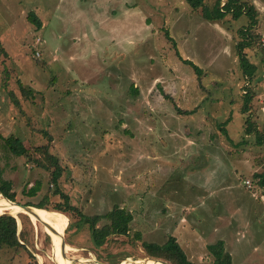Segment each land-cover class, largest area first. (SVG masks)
Listing matches in <instances>:
<instances>
[{
	"label": "rangeland",
	"instance_id": "1",
	"mask_svg": "<svg viewBox=\"0 0 264 264\" xmlns=\"http://www.w3.org/2000/svg\"><path fill=\"white\" fill-rule=\"evenodd\" d=\"M217 1L194 9L186 0H0V133L35 148L17 157L0 141L13 202L45 201L57 213L62 199L49 183L57 161L58 184L82 213L119 206L133 215L128 235L97 247L89 225L66 213L59 248L73 264L169 263L144 243L171 236L197 264H214L208 246L220 240L233 264H264V188L255 176L264 144L247 133L253 125L264 136V0L237 2L256 10L253 45L242 51L257 66L253 77L238 47L252 19L208 20ZM180 57L202 69L200 78ZM37 180L42 190L29 197ZM14 216L21 246L0 247V264H59L45 224Z\"/></svg>",
	"mask_w": 264,
	"mask_h": 264
},
{
	"label": "trees",
	"instance_id": "2",
	"mask_svg": "<svg viewBox=\"0 0 264 264\" xmlns=\"http://www.w3.org/2000/svg\"><path fill=\"white\" fill-rule=\"evenodd\" d=\"M222 1V0H221ZM221 1L218 0L216 5L214 6V10H210L208 7L206 8V18L208 20H219L223 19L227 16L228 13H233L234 18L239 19L244 15H249L252 19V24L240 30L241 36L243 40L238 43V47L240 49V59L243 67V71L246 76L253 77L255 71L257 70V66L251 64L248 61L243 50L252 47V43L254 42V36L251 33L252 28L255 26L256 18H255V9L252 6L243 7L240 3H237L238 0H227L223 7L220 6ZM186 2L194 9H199L200 7L205 6V0H186ZM247 11H246V10ZM29 20L32 22L36 28L40 29L42 26L41 20L34 14L29 15ZM166 37L173 43L175 46L176 52L178 56H180L176 40L169 34L168 31L165 32ZM181 60L192 67L197 74V77L200 78L202 74V69H200L195 63H193L189 59H184L180 57ZM132 89V93L137 95L139 93V89L134 87V85L130 86ZM160 87V86H158ZM162 91V88L160 87ZM163 93V92H162ZM165 95V93H163ZM251 94L248 92L245 95V105L243 109V113H247L250 109L248 108V104L251 101ZM194 111H189L188 113H193ZM179 113L183 114L184 111L179 110ZM187 113V114H188ZM229 123V119L224 122V126ZM225 133H228L227 129H223ZM248 134L256 133L257 135V143L259 145L264 144V136L257 133V130L254 129L253 125H250L247 129ZM0 141L3 142L4 146L15 156L22 157L27 156L31 152L35 150L31 142L28 140H22L14 135H10L8 137L3 136L0 133ZM37 150L46 149L47 147H37ZM50 156V154H48ZM53 170H51L52 179L49 182L54 187V195L59 196L62 199L61 203H58L53 207L54 211L59 213L75 212L80 216V222H84L89 225L91 230L92 241L95 246L101 247L107 241H109L112 236L115 235H128L131 229V224L133 222V215L125 208H121L119 206H115L113 210L109 211L104 215H93L88 216L82 213L76 206L71 204L70 197L63 192L60 185L58 184L59 179L61 178L62 168L58 165L57 161H53ZM258 178V183L262 188H264V172L257 173L255 175ZM10 180H5L1 176L0 173V193L5 195L12 201H16V193L13 190V184ZM41 180H37L36 183L32 187H30L27 191L24 190L25 194L29 197H35L42 190ZM27 206L37 207L40 210H51V208L47 205V202L41 201L39 203H26ZM102 220H107V223L99 226V223ZM18 223L15 216L12 215H2L0 216V247H16L21 246L19 237H18ZM145 249L148 254L155 258H163L171 264H197L188 258L187 253L181 247L179 242L175 237L171 236L169 240L163 244L159 245L156 243H144ZM208 251L211 256L214 258V264H233L231 254L226 251L225 242L220 240L215 244H211L208 246Z\"/></svg>",
	"mask_w": 264,
	"mask_h": 264
},
{
	"label": "bare ground",
	"instance_id": "3",
	"mask_svg": "<svg viewBox=\"0 0 264 264\" xmlns=\"http://www.w3.org/2000/svg\"><path fill=\"white\" fill-rule=\"evenodd\" d=\"M33 212V219L37 221H42L46 228L51 232L53 236V242L56 253V260L59 264H73L67 256H65L59 248L60 241L63 237L64 230L66 225L68 224V218L61 213H54L51 211L40 210L38 208H31ZM10 212L13 215H19L24 212V209L19 206L17 203L8 199L5 195H1L0 193V215ZM17 218V217H16ZM76 264H104L98 260H94L93 258H85L79 257L77 258ZM120 264H162L155 260H125Z\"/></svg>",
	"mask_w": 264,
	"mask_h": 264
},
{
	"label": "water",
	"instance_id": "4",
	"mask_svg": "<svg viewBox=\"0 0 264 264\" xmlns=\"http://www.w3.org/2000/svg\"><path fill=\"white\" fill-rule=\"evenodd\" d=\"M19 206H21L23 209H24V211L26 212V213H28V214H30V215H33V212H32V209L31 208H33V207H31V206H26V205H23V204H18ZM12 215V214H10V213H4V214H1L0 216H2V215ZM12 216H14V215H12ZM158 261V260H157ZM158 262H160V263H162V264H169V263H166V262H163V261H158ZM105 264V263H104Z\"/></svg>",
	"mask_w": 264,
	"mask_h": 264
},
{
	"label": "built area",
	"instance_id": "5",
	"mask_svg": "<svg viewBox=\"0 0 264 264\" xmlns=\"http://www.w3.org/2000/svg\"><path fill=\"white\" fill-rule=\"evenodd\" d=\"M225 3H226V2H224L223 5H224ZM245 183H246L247 185L250 184L249 181H246Z\"/></svg>",
	"mask_w": 264,
	"mask_h": 264
},
{
	"label": "clouds",
	"instance_id": "6",
	"mask_svg": "<svg viewBox=\"0 0 264 264\" xmlns=\"http://www.w3.org/2000/svg\"><path fill=\"white\" fill-rule=\"evenodd\" d=\"M47 211V210H46Z\"/></svg>",
	"mask_w": 264,
	"mask_h": 264
},
{
	"label": "crops",
	"instance_id": "7",
	"mask_svg": "<svg viewBox=\"0 0 264 264\" xmlns=\"http://www.w3.org/2000/svg\"><path fill=\"white\" fill-rule=\"evenodd\" d=\"M263 244V243H262Z\"/></svg>",
	"mask_w": 264,
	"mask_h": 264
}]
</instances>
